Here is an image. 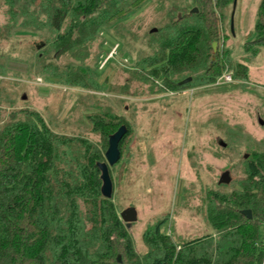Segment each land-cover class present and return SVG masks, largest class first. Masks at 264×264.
<instances>
[{"label":"trees","instance_id":"1","mask_svg":"<svg viewBox=\"0 0 264 264\" xmlns=\"http://www.w3.org/2000/svg\"><path fill=\"white\" fill-rule=\"evenodd\" d=\"M148 1L0 0V7L7 8L12 34L48 33L44 47L56 58L69 55L83 63L100 34L117 30ZM187 1L190 7L176 15L172 10L169 22L149 36L152 54L138 64L140 79L159 84L161 92H179L215 84L227 65L235 80L247 81L246 65H234L228 53L212 50L219 41V21L233 0ZM263 48L264 0L243 51L256 57ZM98 68L99 63L95 71L69 63L61 70L40 58L46 76L83 90H102ZM5 73L0 65V75ZM86 122L100 144L55 133L36 111L5 115L0 107V264H264V152L244 158V179L230 193H206L204 221L211 233L176 241L162 232L165 221H159L143 235L147 252L138 254L113 197L101 194L97 167L106 162L109 137L126 124L108 110L87 115ZM126 128L120 161L109 170L113 193L112 173L131 134ZM247 210L251 219L242 215Z\"/></svg>","mask_w":264,"mask_h":264},{"label":"rangeland","instance_id":"2","mask_svg":"<svg viewBox=\"0 0 264 264\" xmlns=\"http://www.w3.org/2000/svg\"><path fill=\"white\" fill-rule=\"evenodd\" d=\"M261 1L238 0L234 35L231 7L219 21L217 51L228 53L234 65H246L248 80H235L234 70L224 64L222 75H231V82L179 92H161L159 84L142 81L138 64L152 54L149 36L169 22L172 10L176 15L190 7L187 0L148 1L117 30L100 34L83 63L69 55L56 58L53 49L44 47L48 33L12 34L3 5L0 65L6 73L0 75V107L5 115L19 109L36 111L55 133L96 144L101 137L90 132L86 116L108 110L121 117L131 134L112 173L113 201L120 215L128 209L137 212V221L127 229L135 251L147 252L143 235L159 221H165L162 232L176 241L205 236L212 232L204 221L206 193H230L244 179V158L264 152V48L256 57L243 51ZM40 58L61 70L73 63L95 71L99 63L97 82L102 90L58 83L40 70ZM226 173L231 181L221 184Z\"/></svg>","mask_w":264,"mask_h":264},{"label":"water","instance_id":"3","mask_svg":"<svg viewBox=\"0 0 264 264\" xmlns=\"http://www.w3.org/2000/svg\"><path fill=\"white\" fill-rule=\"evenodd\" d=\"M237 2L238 0H233L232 13L230 17V30L233 35H234V16H235V10L237 7ZM197 12H198L197 9L192 10V13L194 14H196ZM156 31L157 30H154L153 32L155 33ZM212 50H213V53L215 54L217 51V43L212 44ZM191 81L192 79L189 78L181 82L180 85H185L187 83H190ZM127 132L128 130L126 126H121L117 132H115L113 135L109 137L108 149L105 153L106 162L99 163L97 165L101 173V176H100V179L102 181L101 194L105 199H108V200L112 199L113 197V184H112L109 170L120 161L121 153L119 150V144L122 141V139L125 137ZM223 147H225V145ZM227 175L228 173L222 176L221 184L230 183L231 179L228 178ZM242 215L248 219L252 218L251 211L249 210L243 211ZM120 217H121V220L125 223L126 228L130 229L131 225L137 221V212L134 209H128L122 212ZM118 261L121 262L120 259H118Z\"/></svg>","mask_w":264,"mask_h":264},{"label":"built area","instance_id":"4","mask_svg":"<svg viewBox=\"0 0 264 264\" xmlns=\"http://www.w3.org/2000/svg\"><path fill=\"white\" fill-rule=\"evenodd\" d=\"M113 54H114V52H113ZM113 54H111L110 55V57L107 59V60H109V59H111L112 57H113ZM106 60V61H107ZM106 61H105V63H104V65H106L107 63H106ZM103 65V66H104ZM102 66V67H103ZM232 81V78H231V75H229V74H224V75H222L221 77H219L218 78V80H217V82H216V85H224V84H227V83H229V82H231Z\"/></svg>","mask_w":264,"mask_h":264}]
</instances>
